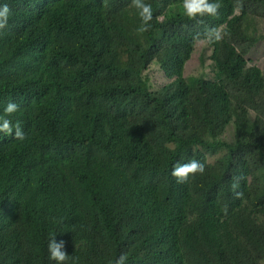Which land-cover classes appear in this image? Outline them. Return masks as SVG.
I'll return each instance as SVG.
<instances>
[{"label":"trees","instance_id":"trees-1","mask_svg":"<svg viewBox=\"0 0 264 264\" xmlns=\"http://www.w3.org/2000/svg\"><path fill=\"white\" fill-rule=\"evenodd\" d=\"M178 2L145 0L137 33L132 0H0V116L18 104L6 118L25 133L0 132V264H57L52 236L66 264H264V70L248 58L264 0L164 15ZM203 39L214 75L185 77ZM153 62L173 78L154 90ZM231 123L234 141L218 139ZM193 158L205 171L179 183Z\"/></svg>","mask_w":264,"mask_h":264},{"label":"clouds","instance_id":"clouds-1","mask_svg":"<svg viewBox=\"0 0 264 264\" xmlns=\"http://www.w3.org/2000/svg\"><path fill=\"white\" fill-rule=\"evenodd\" d=\"M133 6L137 9L138 15L141 20L140 26L137 28V33L147 32L150 28V21L153 19V11L150 4L145 3V0H132ZM221 5L219 3H211L209 0H183L184 14L189 19H196V17H203L205 15L215 16L218 13ZM11 15V9L7 4L0 5V30L4 29L9 21ZM208 39L219 41L221 39V33L219 29L211 28L206 31ZM19 108V105L14 102H9L4 109V116H0V132L6 136H12L15 134V139L24 140L25 133L17 122L13 125L12 121L6 117L15 113ZM205 171V165L193 158L189 163L181 164L176 163L172 170V176L176 178L179 183H185L191 175L197 173H203ZM232 190L234 197L242 198L243 192L238 191L239 182L237 178L233 179ZM65 241L61 240L59 243L52 236L48 242L49 260H54L57 264H66L69 255L64 250ZM127 260V254L121 253V255L114 261V264H125ZM113 264V262H110Z\"/></svg>","mask_w":264,"mask_h":264},{"label":"rangeland","instance_id":"rangeland-1","mask_svg":"<svg viewBox=\"0 0 264 264\" xmlns=\"http://www.w3.org/2000/svg\"><path fill=\"white\" fill-rule=\"evenodd\" d=\"M183 8L182 2L175 4H170L164 7V15H169L174 9L177 10ZM259 32L264 35V20L259 22ZM213 46L209 43L208 39L197 40L191 58L187 61L184 75L189 76H203L206 78L213 77L214 73V62L212 59ZM249 65H257L264 70V38H261L251 52L248 54ZM143 77L148 83L150 89H158L164 84H167L173 80V78H168L164 75L159 64L153 62L146 70L143 71ZM235 138V127L231 123L223 134L218 138L223 141L232 142ZM217 139V140H218ZM213 140V139H210ZM220 151L218 153H207V159L209 162L214 163L218 158H220L224 152Z\"/></svg>","mask_w":264,"mask_h":264}]
</instances>
